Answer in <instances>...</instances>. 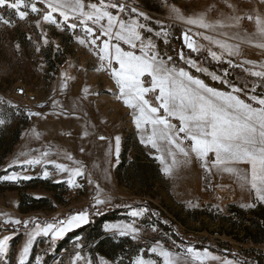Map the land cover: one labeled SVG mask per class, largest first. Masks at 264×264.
<instances>
[{
  "label": "rangeland",
  "instance_id": "obj_1",
  "mask_svg": "<svg viewBox=\"0 0 264 264\" xmlns=\"http://www.w3.org/2000/svg\"><path fill=\"white\" fill-rule=\"evenodd\" d=\"M126 5L137 7L152 18L154 32L160 31V26L155 24L159 20L168 32L167 42L165 38L155 37L154 34L145 33L146 38L151 36L162 58L172 56L176 66L183 64L187 68L206 76L214 83L207 72H197L179 59L178 52L183 49L185 57L196 60L209 72L225 77L229 84L236 83L231 80L229 70H241L239 67H230L226 62L218 63L208 56L207 48L219 51L208 41L199 35H193L196 43L204 45L199 53H192L183 44L182 32L188 26L178 20H174L170 13L171 6H175L185 16L206 12L209 20L221 18V14H231L225 0H122ZM237 6L238 13L243 15L253 9L264 12V5L259 0H228ZM85 3H98L85 2ZM43 8V5L38 4ZM114 11V10H113ZM0 16L13 22L14 26H6L0 23V119L5 123L0 125V176L15 171L20 174L18 182L0 180V214L7 213L13 219L53 221L58 218L68 217L81 210H89V223L95 218L105 214L116 216L117 219L105 221L100 226V237L89 235L90 230L76 236L68 237V234L89 224H83L78 228L68 231L62 238L52 242L49 237H37L28 264H36L35 258H41L40 264H73L76 251L89 256L93 264H100L101 258L109 261V264H133L137 255H143L146 259H156L162 264V258L150 252V247L159 242L164 247L173 251H182L184 247H193L197 250H207L212 255L224 260H232L234 264H264V243L254 246L243 240V233L239 232L242 241L228 237L231 225L226 218L238 217L229 211L230 207H236L251 213L258 210V206L264 207V203L255 202L254 197L242 191L238 183L225 176H212L205 173L198 163L177 169L172 176H167L162 171V166L157 160L155 150H150L139 142V135L132 123L130 110L123 102L117 100L109 89L114 88V80L107 72L95 69L98 66L96 57L85 47L80 46L71 31H59L55 26L42 23L41 28L35 27V21L40 16L29 13L25 20L19 19L14 10L0 8ZM255 25L246 19L241 22V31L252 33ZM203 32L202 29L193 28V32ZM42 33L46 34L49 43L43 44ZM77 34L80 30L77 29ZM207 35H217L207 33ZM31 36V40L28 37ZM217 38H222L217 36ZM229 43L239 41L229 40ZM20 48L17 49L16 45ZM60 48L57 50L56 45ZM40 51H36V47ZM122 47L127 50V45ZM241 55L231 57L235 64L243 60L256 61L257 65L264 63V51L249 45L241 44ZM208 64V65H207ZM210 64L216 65L213 70ZM181 65V66H180ZM245 68L252 67L244 65ZM258 70V68H257ZM189 71V70H188ZM67 73L68 88L64 91H56L62 82V73ZM244 72V71H243ZM245 73V72H244ZM245 76L256 79L245 73ZM198 78V77H197ZM245 84V81H239ZM254 81L256 95L264 96V84ZM253 83V82H252ZM228 91L231 89L223 84ZM89 88L86 99L83 88ZM243 86V85H242ZM253 87V84H252ZM249 87L248 89H251ZM23 88L37 98L36 104H27L17 96V90ZM261 90V91H258ZM258 92V93H257ZM249 94H252L251 92ZM240 96L247 100L244 93ZM55 98L68 113L58 115L61 109L51 107V98ZM247 102V101H246ZM44 104V109L37 105ZM29 111H42L44 116L29 118ZM57 113V114H53ZM178 123V121H173ZM94 126V127H93ZM40 133L41 139L36 140L31 130ZM88 131L89 135L84 136ZM70 133V135H69ZM27 134V135H26ZM108 137L107 140L98 139L99 136ZM121 138L118 155L115 153L114 138ZM128 148V162L135 160L139 146L144 147L147 154L154 158L165 178L163 184L157 183L150 186L144 183V188L136 183H131L130 188L119 182L115 175L117 165L121 161L123 145ZM85 149L84 152L80 148ZM46 149L51 158L58 163H64L70 167L79 161L86 167L92 184L83 177L74 179L83 187H72L67 183L69 174H55L45 178L42 175L44 165H36L31 168L21 169L15 167L7 169L17 155L24 151L31 154V150ZM111 149V155L109 151ZM66 154H70L73 160H67ZM51 173L53 166L48 165ZM246 167V166H242ZM7 169V171H6ZM27 175L31 179H24ZM98 184L103 193L111 198V202L100 208L96 214L90 208L96 195L95 185ZM39 197V198H37ZM256 203L254 208L241 207V204ZM147 208L148 211L139 217H133L132 212ZM0 215V223L5 219ZM163 222L161 227L157 221ZM105 225L117 227L133 225L140 231L138 238L131 235H120L118 231H107ZM156 231H153V228ZM12 234L9 227L5 230L0 227V236ZM79 237V240L77 238ZM110 240L112 245L101 246L100 241ZM26 240L24 230L19 228L14 239L10 241L7 256L8 264H18L19 250ZM81 243L82 249L76 248V243ZM175 242V244L173 243ZM109 243V242H108ZM108 245V244H107ZM207 264H218L217 261H207Z\"/></svg>",
  "mask_w": 264,
  "mask_h": 264
},
{
  "label": "snow or ice",
  "instance_id": "obj_2",
  "mask_svg": "<svg viewBox=\"0 0 264 264\" xmlns=\"http://www.w3.org/2000/svg\"><path fill=\"white\" fill-rule=\"evenodd\" d=\"M225 3L231 14L222 13L221 18L214 21L208 19L206 12L185 16L175 6H171L170 13L174 20L188 26L187 30L182 32L181 39L190 52L199 53L205 48L193 39V35H199L219 49H206L213 61L226 62L233 68H242L249 76L264 82V63L257 65L256 61L243 60L235 64L230 59L242 54L241 44H249L264 51V12L253 9L241 15L236 5L228 0H225ZM259 3L264 5V0H259ZM38 4L43 5V8L38 7ZM0 8L14 10L21 20H25L29 13L40 16V19L35 21L37 29L41 28L42 23H46L60 31L68 30L73 33L77 43L96 57L98 66L95 70L107 72L114 80L115 90L109 91L130 110L139 142L149 148L150 153L155 150V158L159 160L165 175L172 176L177 169L198 163L207 174L234 179L242 191L254 197L255 202L264 203V96L255 94L258 85H254L250 89L252 94H249L246 87L229 84L225 78L228 76L227 70L223 76L217 75L201 67L191 57H185L183 49L178 52L179 59L185 64L195 68L197 72H207L213 80L221 81L231 89L222 91L210 87L184 67L176 66L172 63V56L162 58L152 37L146 38L145 33L154 34L155 37L163 36L167 42L168 32L163 23L156 20L154 23L160 26V31L154 32L153 27L149 26L153 22L152 18L137 7L126 5L122 0H98V3H85V0H0ZM245 19L255 25L254 32L241 31V22ZM0 23L14 26L12 21L3 16H0ZM193 28L204 31L194 33ZM77 29L80 34H77ZM205 32L217 35H207ZM28 39L31 40V36ZM42 40L44 45L49 43L45 33H42ZM229 40L239 43H229ZM122 44L127 45V50ZM16 48L19 49L20 45L17 44ZM56 48L59 50L60 46L57 44ZM36 51H40L39 46ZM244 65L252 67L245 68ZM61 75L62 82L59 89H53L54 92H62L68 88L70 77L66 72ZM18 92L23 95L24 89L20 88ZM83 93L85 95L82 99H86L89 94L87 86L83 88ZM240 93H244L250 102L242 99ZM3 102L0 98V103ZM37 107L44 109L46 105L39 104ZM51 107L61 109L58 115H68L63 105L54 97L51 98ZM27 115L29 118H40L44 116V112L29 111ZM4 123L5 121L0 119V125ZM31 132L36 140L41 139L40 133L35 129ZM88 135L89 132L85 131L84 136ZM98 139L107 140L108 137L101 135ZM120 142L121 138L116 136L114 144L117 155ZM80 151L84 152L85 149L81 147ZM66 159L73 160V157L66 154ZM36 165H44L42 175L45 178L58 173L69 174L67 183L72 187H83L75 177H83L89 184L93 183L86 167L79 161L75 162L74 167L58 163L46 149L39 152L32 149L31 154L21 151L7 165V169H26ZM48 165L53 166L51 173ZM20 178V174L15 171L0 176V180L13 182H18ZM23 178L31 179L27 175ZM95 191L94 203L90 208L99 214L100 208L109 204L111 198L103 193L98 184L95 185ZM255 202L241 204V207L254 208ZM147 211V208L133 211L132 216L139 217ZM0 215L8 217L0 223V227L5 230L9 227L12 229V234L0 236V264H8L6 258L10 241L14 239L19 228L24 230L26 240L19 250L18 264H28L37 237H49L55 242L68 231L89 223L87 209L51 222L22 221L9 217L7 213ZM105 229L114 233L118 231L122 236L131 235L133 239L138 238L140 231L133 225H105ZM152 230L157 229L154 227ZM83 247L81 243H76L77 249ZM150 252L161 257L162 264H207L209 260L217 261L218 264H234L232 260L221 259L207 250L201 251L187 246L182 251H173L156 242L150 247ZM35 260L36 264H40V257L37 256ZM73 264H93V261L78 250L75 252ZM100 264H109V261L101 258ZM133 264L160 262L156 259H146L141 254L137 255Z\"/></svg>",
  "mask_w": 264,
  "mask_h": 264
},
{
  "label": "trees",
  "instance_id": "obj_3",
  "mask_svg": "<svg viewBox=\"0 0 264 264\" xmlns=\"http://www.w3.org/2000/svg\"><path fill=\"white\" fill-rule=\"evenodd\" d=\"M97 0H85V2H95ZM182 65V66H181ZM181 67H185L183 64H181ZM208 65V64H207ZM210 67L214 70H217L216 65L210 64ZM195 77H198L206 84H208L210 87H215L222 91H228V89L220 83H214L210 81L206 76L197 74L196 72L192 71L191 69L187 68ZM230 77L233 83H236L237 85H240L241 88H245L250 93L249 87H252V84L254 86V81H257L256 79H251L247 76H245V73L241 70L232 69L229 70ZM239 81H245V84L243 82ZM253 82V83H252ZM261 84H264V82H259ZM243 85V86H242ZM258 91V90H257ZM261 91V90H259ZM258 91V92H259ZM257 92V93H258ZM242 99H245L241 96ZM246 100V99H245ZM247 102H250L246 100ZM128 148L127 145L124 144L122 148L121 153V161L117 165L115 170L116 178L119 182H121L126 187L130 188L132 186L131 183L138 184L141 189L144 188V183H150V186H155L157 183L163 184L165 182V178L160 170V167L157 163V161L152 158L149 154H147L144 147L139 146V152H137L135 160L133 162H128ZM258 210H254L251 213H246L245 211L238 209L236 207H230L229 211L233 214H235L238 218H226L225 221L229 222L231 225L230 233L227 234L228 237H232L233 239L237 241H242L240 236L238 235L239 232L243 233V240L246 242H249L250 244L254 246H258L260 244L264 243V207L259 205ZM117 219L116 216L105 214L99 218H95L94 222L92 224H87L83 226L82 228L75 230L68 234V237L76 236L84 231L90 230L89 235L94 234V238L98 239L100 237V226L105 221ZM158 224L162 227L163 222L157 221ZM109 242V243H108ZM108 244V245H107ZM118 247L112 245L110 240H103L100 241L99 247L101 246H110Z\"/></svg>",
  "mask_w": 264,
  "mask_h": 264
},
{
  "label": "built area",
  "instance_id": "obj_4",
  "mask_svg": "<svg viewBox=\"0 0 264 264\" xmlns=\"http://www.w3.org/2000/svg\"><path fill=\"white\" fill-rule=\"evenodd\" d=\"M57 29V28H56ZM59 30V29H57ZM60 31V30H59ZM17 96L20 100L22 101H25L27 104H36L37 103V98L36 96H34L33 94L27 92L25 89H24V94H20L17 90Z\"/></svg>",
  "mask_w": 264,
  "mask_h": 264
},
{
  "label": "crops",
  "instance_id": "obj_5",
  "mask_svg": "<svg viewBox=\"0 0 264 264\" xmlns=\"http://www.w3.org/2000/svg\"><path fill=\"white\" fill-rule=\"evenodd\" d=\"M193 164H195L194 166H196V163H193ZM194 166L190 165V166H187V168H191V167H194Z\"/></svg>",
  "mask_w": 264,
  "mask_h": 264
}]
</instances>
